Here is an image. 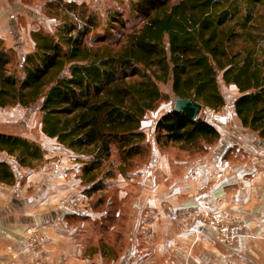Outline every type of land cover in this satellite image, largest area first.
<instances>
[{
  "label": "trees",
  "instance_id": "obj_1",
  "mask_svg": "<svg viewBox=\"0 0 264 264\" xmlns=\"http://www.w3.org/2000/svg\"><path fill=\"white\" fill-rule=\"evenodd\" d=\"M128 5L124 12L50 1L45 11L58 21L56 28L32 32L34 50L24 57L0 38V107L40 112L42 133L84 157L78 160L87 197L103 192L104 181L116 173L132 177L134 161L149 144L142 122L167 99L160 84H170L174 98L219 111L225 106L221 73L239 91L234 110L242 126L264 140V0H130ZM127 14L140 24L128 27ZM118 29L120 36L109 40ZM219 138L204 118L192 120L178 111L155 124L157 146H198ZM115 149L117 166L111 159ZM0 153L28 169L45 155L37 142L5 133ZM15 181L13 164L0 160V183Z\"/></svg>",
  "mask_w": 264,
  "mask_h": 264
},
{
  "label": "crops",
  "instance_id": "obj_2",
  "mask_svg": "<svg viewBox=\"0 0 264 264\" xmlns=\"http://www.w3.org/2000/svg\"><path fill=\"white\" fill-rule=\"evenodd\" d=\"M50 1L53 0H0V38L8 47L28 51L25 54L34 50L31 35L45 28L41 20L48 19L45 6ZM63 1L94 6L103 0ZM210 124L220 134L221 147L200 161L172 163L173 157L159 152L156 142L151 141V162L140 170L137 181L141 203L135 207L141 219L134 230V242L125 254L133 255L135 264L144 261L145 250L156 256L160 264H264V153L249 151V136L232 135L228 144L235 147L236 153L224 164L227 144L223 132L229 125ZM230 128L249 131L241 123ZM247 142L248 148L241 151ZM260 144L264 146V141ZM65 153L61 152L60 159L53 162L52 153L47 152L38 171L13 164L15 183H0V264L101 261L98 247L84 241L93 240L84 229L100 217L92 210L75 208V204L83 203L76 193L73 200L67 198L78 191L80 179L75 176L80 170L73 162L78 157L71 159ZM0 155L1 161L15 163L5 153ZM160 174L166 175L165 184L158 182ZM122 180L126 181L123 187L131 185L123 176ZM200 212L235 214L247 226L228 246L211 230L198 225L201 220L196 215ZM53 213L57 214L56 219ZM83 213L87 218L81 217ZM30 230L41 236L40 247L28 240ZM143 240L151 245L149 249Z\"/></svg>",
  "mask_w": 264,
  "mask_h": 264
},
{
  "label": "rangeland",
  "instance_id": "obj_3",
  "mask_svg": "<svg viewBox=\"0 0 264 264\" xmlns=\"http://www.w3.org/2000/svg\"><path fill=\"white\" fill-rule=\"evenodd\" d=\"M130 0H103L100 4H93L94 6L102 5L104 9H108L111 6H116L117 9L120 11L126 12L129 5L128 2ZM174 1H180V0H174ZM127 25L128 27H132L133 24L139 23L140 21L136 19L135 17H132L127 14ZM50 19V20H49ZM58 21L55 18L48 17V19L43 18L41 20V24L45 27L43 28L46 32H54L56 25ZM42 26V27H43ZM101 28H104L103 25L100 26L99 30ZM97 32V31H96ZM123 31L120 29L117 30V32H114L112 34V37L109 40H115ZM95 38V37H94ZM91 42V39L88 40V42ZM19 48V47H18ZM16 49V48H15ZM18 52V55L20 57H24V54L28 51H23L22 49H16ZM218 83L221 90L222 95L225 99V106L220 109L219 111H213L210 109H202V112L200 114V117L204 118L209 123H228L229 128L224 130L223 137H224V144H227V148L224 150V157L222 158L223 163L225 164L226 161H231L233 159V156L235 155L233 152L235 150V147H230L228 144V141L230 137L233 135V137L237 136H249L252 138L250 140V146L249 151L251 152H259L262 151L264 153V146H262L260 143L261 141H264L263 139L259 138L255 133L251 131L243 132L242 130H234V128H230V126H235L236 123H241L238 117L236 116L235 110H234V102L239 96V91L236 86L227 84L226 81L223 78V75L220 73L218 77ZM160 90L163 94L167 96V99L162 101L157 108L147 113L143 120V130L146 131L147 140L149 141L148 148L146 149V153L141 157L137 158L134 161V168L132 170L133 173L130 174L132 176L131 178L127 179L126 177H123L127 180H130L129 184H131L128 188L123 187V184H125L122 180V175H119V173H116L114 178L112 180H105L108 185L106 189L103 192L96 193L92 197H87L84 194V187H83V181L81 176V168L82 164L79 162L80 159H83L84 157H79L75 153L67 150L63 146H61L56 139H51L47 136H45L42 133L41 130V120H42V114L35 110H28L24 109L19 106L15 107H6L1 108L0 107V133L5 134H11V135H18L25 139H28L30 141L37 142L44 150L45 154L47 152H51L53 155V162H57V160L60 159L62 155L61 152H66L63 155L68 154V157L74 158L75 156L80 158L76 161H74V167H77L80 171L76 172V179H80V185L78 187V191L73 192V196L67 195L68 199H74L75 195L77 194L80 198H82L83 203L82 206L75 204L74 207H81L84 209V212L86 210H92L94 214H96L99 218V220L93 224L88 225L86 229V233L91 234L93 236V240H84L87 245H91L92 243L95 245V247L101 246L102 249V259L100 262L95 264H135V259L133 255L125 256L126 251L134 242V230L137 228L136 224L139 221L140 216L138 215L136 205L140 204V198L137 196L139 192H137V181L140 178V170L143 168L149 166L151 162V151L152 150V140L155 141V127L154 123H157V121L165 114L172 110L173 107V94L171 91V85H163L160 84ZM152 128L154 131H152ZM228 135V136H227ZM257 137H255V136ZM151 139V140H150ZM220 138L213 142V143H201L198 146H184V145H178V144H168V145H160L157 146L159 152L162 154H169L173 162H179V163H190L194 162L195 160H202L203 158H206L212 151L220 149L221 145ZM157 145V144H156ZM236 146V145H235ZM248 148V142L244 145L243 148H241V151ZM46 149L48 151L46 152ZM116 149L114 150V155L111 157L112 160H114L115 166L119 164V159L117 157ZM233 152V153H232ZM7 155V154H6ZM73 155V156H72ZM1 156V155H0ZM8 156V155H7ZM9 157V156H8ZM64 157V156H62ZM14 162V159L10 157ZM15 164V163H12ZM55 164V163H54ZM19 167V166H18ZM42 167V162L39 166L35 167V169L32 170H39ZM138 168L139 171H138ZM74 171V170H73ZM137 171V172H136ZM105 173V172H104ZM136 173V174H135ZM104 175V174H103ZM74 180V178H73ZM158 182L160 184H165L167 182L166 175L159 176ZM208 188L212 189L211 186ZM76 193V194H74ZM162 194L167 193L162 192ZM79 209V208H78ZM80 210V209H79ZM223 213V212H222ZM106 214V220L104 224H102L103 218L101 217ZM227 215H232L239 223L245 224L244 227H237L235 228V236L233 237L232 241L228 243H225L221 238L219 234V227L217 224L212 220V216H204L203 221H199L198 225H200L202 222H208V225L205 227L212 231L216 235L218 239H220L222 242H224L228 246H232L234 244V240H236L239 231L241 229L246 228L247 223L245 220H243L241 217L231 214V213H223ZM81 217L87 218V214H81ZM196 217V216H195ZM102 218V219H101ZM141 219V218H140ZM195 219V218H194ZM139 227V226H138ZM204 228V227H203ZM86 239L87 236H86ZM153 241V240H152ZM150 240V242L152 243ZM89 242V244H88ZM143 244L145 246H148L147 249L151 247L149 246L144 240ZM99 251V249H97ZM90 251V250H89ZM146 253L145 256H143V262L137 263V264H160L158 258L156 256L152 255L151 252L144 251Z\"/></svg>",
  "mask_w": 264,
  "mask_h": 264
},
{
  "label": "built area",
  "instance_id": "obj_4",
  "mask_svg": "<svg viewBox=\"0 0 264 264\" xmlns=\"http://www.w3.org/2000/svg\"><path fill=\"white\" fill-rule=\"evenodd\" d=\"M201 221H203L204 216H212V220L217 224L219 227V236L220 238L225 242L230 244L229 242L232 241L233 237L235 236V228L237 227H244L245 224L239 223L232 215H225L221 212L218 213H199L196 215ZM201 227L205 228L208 225V222H202ZM41 239V236L39 233L35 231H28V240L36 247L39 246V240ZM40 247V246H39Z\"/></svg>",
  "mask_w": 264,
  "mask_h": 264
},
{
  "label": "water",
  "instance_id": "obj_5",
  "mask_svg": "<svg viewBox=\"0 0 264 264\" xmlns=\"http://www.w3.org/2000/svg\"><path fill=\"white\" fill-rule=\"evenodd\" d=\"M203 106L194 101L193 99H187V98H173V111H178L185 113L187 116H189L192 120H197L200 117V114L202 112ZM57 214L53 213L52 217L56 219Z\"/></svg>",
  "mask_w": 264,
  "mask_h": 264
}]
</instances>
